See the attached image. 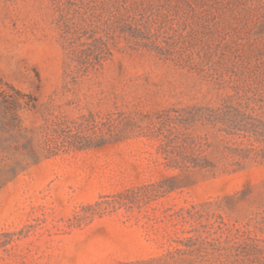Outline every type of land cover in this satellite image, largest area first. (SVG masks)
I'll return each instance as SVG.
<instances>
[{"label": "rangeland", "instance_id": "rangeland-1", "mask_svg": "<svg viewBox=\"0 0 264 264\" xmlns=\"http://www.w3.org/2000/svg\"><path fill=\"white\" fill-rule=\"evenodd\" d=\"M0 264H264V0H0Z\"/></svg>", "mask_w": 264, "mask_h": 264}]
</instances>
